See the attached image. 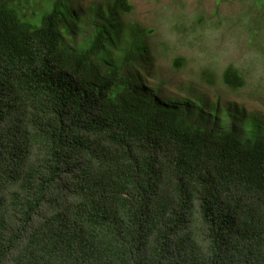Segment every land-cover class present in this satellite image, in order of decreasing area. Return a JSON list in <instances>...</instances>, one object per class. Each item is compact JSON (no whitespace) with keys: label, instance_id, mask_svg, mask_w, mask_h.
<instances>
[{"label":"trees","instance_id":"16d2710c","mask_svg":"<svg viewBox=\"0 0 264 264\" xmlns=\"http://www.w3.org/2000/svg\"><path fill=\"white\" fill-rule=\"evenodd\" d=\"M52 1L35 25L0 0V264H264V124L242 139L138 93L95 62L102 27L63 46ZM222 81L243 85L231 66Z\"/></svg>","mask_w":264,"mask_h":264},{"label":"rangeland","instance_id":"374dc122","mask_svg":"<svg viewBox=\"0 0 264 264\" xmlns=\"http://www.w3.org/2000/svg\"><path fill=\"white\" fill-rule=\"evenodd\" d=\"M5 1L35 25L41 24L42 15L54 2ZM128 1L132 10L122 13L105 0H62L66 24L60 28L63 46L71 50L85 48L102 27L101 40L106 48L94 55V60L109 61L104 69L118 65L125 76L136 72L138 76L132 77L131 86H136L138 93H152L162 101L171 99L191 121L208 128L214 124L235 129L239 136L246 135L238 136L242 139L258 138L255 121L259 128L264 124V3ZM118 29L121 34L114 46L112 38ZM130 45L139 48L140 60L123 62L121 52ZM176 58L182 60L181 66L173 65ZM228 66L241 74L242 87L233 89L223 83Z\"/></svg>","mask_w":264,"mask_h":264}]
</instances>
